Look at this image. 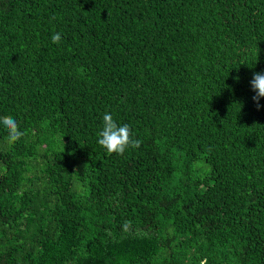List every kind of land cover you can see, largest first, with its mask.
I'll list each match as a JSON object with an SVG mask.
<instances>
[{
    "label": "trees",
    "instance_id": "trees-1",
    "mask_svg": "<svg viewBox=\"0 0 264 264\" xmlns=\"http://www.w3.org/2000/svg\"><path fill=\"white\" fill-rule=\"evenodd\" d=\"M256 72L264 0H0V264H264Z\"/></svg>",
    "mask_w": 264,
    "mask_h": 264
},
{
    "label": "clouds",
    "instance_id": "clouds-1",
    "mask_svg": "<svg viewBox=\"0 0 264 264\" xmlns=\"http://www.w3.org/2000/svg\"><path fill=\"white\" fill-rule=\"evenodd\" d=\"M53 43H59L61 35L55 33L51 36ZM239 77H237V80ZM252 90L255 95L252 97L256 103L257 110L261 108L260 99L264 97V72H256L253 74V78L250 81ZM103 125L102 129L97 133L98 144L105 148L109 154L116 153L123 155L125 150L131 146L132 148H139L142 141L134 139L132 132L127 124L118 125L113 119L110 113H105L102 117ZM0 124L3 125L7 131L8 142L14 143L19 140L24 133L20 130L17 121L11 116L0 117ZM129 222H125L124 228L127 230Z\"/></svg>",
    "mask_w": 264,
    "mask_h": 264
}]
</instances>
